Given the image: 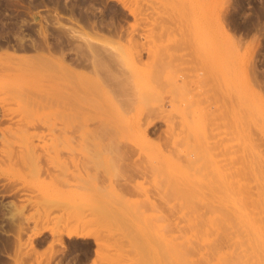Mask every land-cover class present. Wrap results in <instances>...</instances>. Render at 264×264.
Wrapping results in <instances>:
<instances>
[{"label": "rangeland", "instance_id": "374dc122", "mask_svg": "<svg viewBox=\"0 0 264 264\" xmlns=\"http://www.w3.org/2000/svg\"><path fill=\"white\" fill-rule=\"evenodd\" d=\"M0 19V264H264V0Z\"/></svg>", "mask_w": 264, "mask_h": 264}, {"label": "bare ground", "instance_id": "6f19581e", "mask_svg": "<svg viewBox=\"0 0 264 264\" xmlns=\"http://www.w3.org/2000/svg\"><path fill=\"white\" fill-rule=\"evenodd\" d=\"M5 3H6V2L4 1V4H5ZM6 4H7V3H6ZM6 6H7V5H6ZM8 6H9V5H8ZM70 11H71V10H70ZM58 17H59V16H58ZM1 19H2V18H1ZM1 19H0V22L3 21V20H1ZM73 19H74V18H73ZM56 22H57V21H56ZM15 25H16V24H15ZM0 27H1V26H0ZM12 27H13V26H12ZM14 28L16 29V27H14ZM66 28H70L71 31H72V29H73V27H66ZM71 28H72V29H71ZM80 28H81V27H80ZM0 29H3V28H0ZM73 30L76 31L77 29L75 30V28H74ZM12 31H13V30H12ZM14 31H15V30H14ZM14 31H13V32H14ZM16 31H17V30H16ZM16 31H15V32H16ZM74 31H73V34H74ZM0 32H1V30H0ZM1 33H2V32H1ZM1 33H0V35H1ZM20 33H21V32H20ZM82 33L84 34V32H82ZM18 34H19V33H18ZM21 34H22V33H21ZM23 34H24V33H23ZM23 34H22V36H24ZM86 34H87V33H86ZM2 35H3V34H2ZM10 35H11V34H10ZM15 35H16V33H15ZM75 35H78V34H75ZM84 36H86V35H84ZM84 36H83V38H84ZM96 36H97V35H96ZM96 36H95V37H96ZM99 36H102V35H99ZM226 36H227V35H226ZM3 37H5V36H3ZM8 37H9V36H8ZM8 37H7V38H8ZM13 37H14V36H13ZM76 37H79V36H76ZM89 37H90V36H89ZM227 37H228V36H227ZM227 37H225V38H227ZM5 38H6V37H5ZM5 38H4V39H5ZM80 38H82V37L80 36ZM91 38H92V37H91ZM97 38H99V37H97ZM13 39H14V38H13ZM16 39H17V38H16ZM16 39H15V40H16ZM87 39L90 40L89 38H86V39H84V42H85V44L88 42V43H89V46H90V45H91V44H90L91 41H88ZM227 39H228V38H227ZM229 39H230V38H229ZM5 40H6V39H5ZM11 40H12V39H11ZM18 40H19V39H18ZM21 40H23V37H22ZM21 40H20V41H21ZM82 40H83V39H81V41H82ZM85 40H87V41H85ZM91 40H92V39H91ZM97 40H98V39H97ZM100 40H101V39H99V41H100ZM20 41H19V42H20ZM92 41H93V40H92ZM231 41H232V39H231ZM82 42H83V41H82ZM82 42H81V43H82ZM232 42H233V41H232ZM6 43H7V42H6ZM11 43H12V42H11ZM13 43H14V42H13ZM13 43H12V44H13ZM21 43H22V42H21ZM36 43H37V42H36ZM88 43H87V45H88ZM96 43H98V42H96ZM96 43L93 42V44H96ZM14 44H15V43H14ZM18 44L20 45V43H18ZM1 45H3V44H1ZM4 45H6V44H4ZM8 45H10V44H8ZM8 45H7V46H8ZM19 45H17V46H19ZM25 45H26V44H25ZM15 46H16V45H15ZM17 46H16V47H17ZM91 46H92V45H91ZM91 46H90V47H91ZM96 46H97V45H95V47H96ZM4 47H5V46H4ZM13 47H14V46H13ZM27 47H28V46H27ZM27 47H26V48H27ZM95 47L93 48V50L95 49ZM87 48H88V47H87ZM98 48H99V47H98ZM81 49H82V48H81ZM89 49H90V48H89ZM85 50H86V49H85ZM95 50H96V49H95ZM78 51H79V50H78ZM83 51H84V50H83ZM86 52H87V51H86ZM86 52H84V53H86ZM89 52H90V51H89ZM91 52H92V51H91ZM91 52H90V53H91ZM97 53H98V52H97ZM99 53H100V51H99ZM3 54L6 56V58H7V57H8V58H10V57H15L14 55H16V54H14V53L7 52V51H3ZM3 54H2V55H3ZM77 54H78V53H77ZM100 54H101V53H100ZM107 54H108V53H107ZM39 55H40V54H39ZM39 55H34V56H35V59H36L37 56H39ZM79 55H80V54H79ZM90 55H91V54H90ZM93 55H94V53H93ZM102 55H103V54H102ZM82 56H83V55H82ZM18 57H19V56H18ZM44 57H46V58L41 59V57H40V59H41V60H44V61H45V59L47 60V58L49 59V57H47V56H44ZM91 57H92V56H91ZM100 57H101V55H100ZM111 57H112V56L110 55V58H111ZM21 58H23V57H21ZM21 58H20V59H21ZM42 58H43V57H42ZM51 58H52V57H51ZM87 58H88V57H87ZM38 59H39V58H38ZM38 59H36V60H38ZM103 59H104V58H103ZM103 59H102V60H103ZM7 60H8V59H7ZM41 60H40V61H41ZM49 60H50V59H49ZM89 60H90V59H89ZM97 60H98V59H97ZM104 60H105V59H104ZM104 60H103V61H104ZM110 60H111V59H110ZM77 61H78V60H77ZM87 61H88V60H87ZM114 61H115V60H114ZM51 62H52V61H51ZM51 62H50V63H51ZM89 62H90V61H89ZM93 62H94V61H93ZM106 62H107V61H106ZM43 63H44V62H43ZM46 63H47V61L45 62V64H46ZM52 63H53V62H52ZM80 63H81V62H80ZM85 63H86V62H85ZM87 63H88V62H87ZM90 63H92V62H90ZM94 63H95V62H94ZM113 64H114V63H113ZM48 65H49V62H48ZM51 65H52V64H51ZM90 65L92 66L93 63L90 64ZM109 65H111V64H109ZM96 66H97V65H96ZM93 67H95V66H93ZM97 67H98V66H97ZM65 68H67V67H65ZM95 69H96V68H95ZM90 70H91V69H90ZM96 70H97V69H96ZM94 71H95V70H94ZM67 72H68V71H67ZM74 72H75V71H74ZM67 74H69V73H67ZM70 74L73 75V73H71V72H70ZM76 74H77V73H76ZM253 84H254V83H253ZM74 86H75V85H74ZM254 86H255V85H254ZM75 88H76V87H75ZM78 88H79V87H78ZM81 90H82V89H81ZM262 92H263V91H262ZM21 94H22V93H21ZM262 94H263V93H262ZM25 95L27 96V94H25ZM94 122H95V120H94ZM96 123H97V122H96ZM96 125H97V124H96ZM94 126H95V125H94ZM94 126H93V127H94ZM94 133H95V132H94ZM80 135H84V134L82 133V134H80ZM91 135H92V134H91ZM92 138H93V137H92ZM93 139H96V138H93ZM96 140H97V139H96ZM29 148H31V146H30ZM97 158H98V157H97ZM95 163H97V162H95ZM83 218H84V217H83ZM80 219H81V218H79V220H80ZM84 219H85V218H84ZM79 220H78V221H79ZM75 224H76V223H75ZM20 228H21V227H20ZM22 228H23V227H22ZM76 230H77V229H76ZM77 232H78V231H77ZM82 232H83V231H82ZM85 233H86V232H85ZM73 234H74V233H73ZM79 234H80V233H79ZM81 235H82V233H81ZM86 235H88V233H87Z\"/></svg>", "mask_w": 264, "mask_h": 264}, {"label": "flooded vegetation", "instance_id": "af4514ba", "mask_svg": "<svg viewBox=\"0 0 264 264\" xmlns=\"http://www.w3.org/2000/svg\"><path fill=\"white\" fill-rule=\"evenodd\" d=\"M4 38H5V37L0 36V49H1L2 47H4V46H5V47H11V48H13V49H18V47L20 46V45L18 44L19 42H17V41L15 40L16 38H14L13 36H12V37H8V38H5L6 40H5ZM13 38H14V39H13ZM11 39H12V40H11ZM6 42H7V43H6ZM11 42H12V43L14 42L15 44H14V43L12 44ZM1 44H3V45H1ZM4 44H6V45H4ZM8 44H10V45H8ZM7 45H8V46H7ZM15 45H16V46L19 45V46L16 47ZM13 46H14V47H13Z\"/></svg>", "mask_w": 264, "mask_h": 264}]
</instances>
